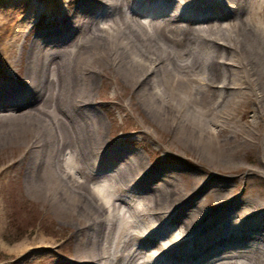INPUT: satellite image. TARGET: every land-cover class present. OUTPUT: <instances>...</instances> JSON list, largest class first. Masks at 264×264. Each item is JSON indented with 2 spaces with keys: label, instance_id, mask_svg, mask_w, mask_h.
Wrapping results in <instances>:
<instances>
[{
  "label": "bare ground",
  "instance_id": "6f19581e",
  "mask_svg": "<svg viewBox=\"0 0 264 264\" xmlns=\"http://www.w3.org/2000/svg\"><path fill=\"white\" fill-rule=\"evenodd\" d=\"M40 14L51 25L28 47L14 107L55 102L39 110L45 119L20 127L25 189L74 228L73 255L54 263L264 264V166L203 185L196 173L145 168L139 154L130 167L102 169V143L92 139L101 120L89 98L102 65L103 79L119 80L113 89H128L155 121L168 114L177 143L199 133L198 152L209 155L202 100L217 95L216 118L239 133L236 113L264 95V0H54ZM25 24L0 33L4 60L13 61ZM251 123L249 133L264 129L262 117ZM51 248L20 247L17 262L52 258Z\"/></svg>",
  "mask_w": 264,
  "mask_h": 264
},
{
  "label": "rangeland",
  "instance_id": "374dc122",
  "mask_svg": "<svg viewBox=\"0 0 264 264\" xmlns=\"http://www.w3.org/2000/svg\"><path fill=\"white\" fill-rule=\"evenodd\" d=\"M23 1L0 0V33L3 36L9 35L15 26L26 19L16 42L13 61L0 57V264H55L56 259L64 260L73 255L75 250L70 235L74 228L71 223L56 216L48 205H44L39 198V191L25 189L24 173L30 161L23 158V149L20 147V141L24 138V133L20 134L22 122L45 119L39 118V110L49 106L53 109L55 102L46 101L45 96L42 100L31 99L26 106L18 109L14 107L19 105L18 100L24 98L18 90L19 84L23 82L28 47L32 39L43 30V25H51L48 22L50 18L46 14L41 17L40 12L42 7L54 6V0ZM62 7L65 8V4ZM98 67L100 75L96 80H91L94 86L89 98L101 120L98 124L99 132L92 139L98 137L102 143L98 154L103 152L104 156L106 151L109 154V159L105 160L103 156L98 158L102 169L117 171L126 165L130 167L139 154L146 164L145 168L161 173H196L202 179L199 184L203 185L214 175L230 179L232 175L238 176L244 170L264 166V139L259 135L264 129L258 123L253 133L246 129L250 124L253 126L251 122L264 118V95L257 100L249 98V108L236 113V121L241 124L236 129L241 130L239 133L226 130L229 126L216 118L219 111L215 105L217 95L202 100L204 125L201 133L213 141L210 142L209 155H205L198 152L199 142L196 141L199 135L196 134L199 133H191L195 135L196 141L177 143V137L173 136V126L170 121L166 122L168 114H163L167 115L165 121L162 114L160 122L159 119L155 121L153 113L138 106V98L130 95L128 89L114 90L115 84H120L119 80L113 77L104 80L103 75L107 74V70H103L102 65ZM56 105L62 108L63 102L59 101ZM223 160L228 166L235 167V170L229 173L221 171L217 166ZM91 185H94V181ZM248 192L246 188L242 195ZM85 195L88 196L87 193ZM40 241L52 245V258L44 257L42 261V257L39 261L28 258L17 262L16 255L20 247L28 248Z\"/></svg>",
  "mask_w": 264,
  "mask_h": 264
}]
</instances>
